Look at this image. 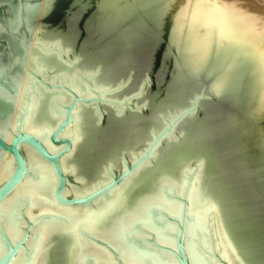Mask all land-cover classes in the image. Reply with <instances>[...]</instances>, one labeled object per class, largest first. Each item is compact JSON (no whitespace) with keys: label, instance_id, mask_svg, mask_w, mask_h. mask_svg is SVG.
I'll return each mask as SVG.
<instances>
[{"label":"bare ground","instance_id":"bare-ground-1","mask_svg":"<svg viewBox=\"0 0 264 264\" xmlns=\"http://www.w3.org/2000/svg\"><path fill=\"white\" fill-rule=\"evenodd\" d=\"M55 4H51V13L47 14L66 16ZM174 4L177 8L176 18L184 22L190 31H195L201 37L216 35L221 38L223 47H239L246 53V62L252 64L259 73H264V0H172L168 5ZM164 9L161 8L158 12L164 14L167 11ZM158 12L149 11L150 15L142 13L137 16V21L148 20L150 23L151 18L154 19ZM39 16L44 14L41 12ZM105 48L114 47L110 44ZM26 50L22 58L25 69L29 68L31 59L29 49ZM33 63L36 68L39 67L34 59ZM127 63L120 64L117 61V65L114 64L111 68L112 72L123 70ZM167 76L172 87L178 86L175 88L177 90H173L174 93L170 86L167 87L169 98L173 103L179 102L189 92L188 81L184 79L179 82L174 76ZM83 80L84 84L87 81L94 88H98L87 78ZM53 89L58 90L57 87ZM245 89L248 90L249 87ZM245 89H237L240 99ZM38 90L35 80L20 79L18 76L0 78V96L12 103V112L0 123V138L8 144L15 133L21 130L38 138L47 151L54 153L62 149L63 145L51 141V129L33 122L42 99ZM63 90L64 88L58 90L59 94L51 98L49 106V111L57 120L64 118L66 105ZM263 100L264 97L261 102ZM116 103L118 112H122L124 106L129 105L128 100ZM100 105L101 103H94L99 118L103 115ZM80 111L81 109L75 108L71 112L72 123L58 138H67L72 144L76 143L79 139ZM150 120L152 117L148 115L142 120L129 122L122 134L132 140L141 139L144 135L143 124ZM224 122L225 125L211 121L199 129L203 140L220 141L218 178L228 189L235 188L240 191L238 193L250 197L259 207H264V162L254 156L256 160L252 164L247 160L240 166L236 164L237 159L242 157L236 142L241 140L237 129L245 127L249 132L248 135L242 133L244 139H247L243 141V153L246 155L244 159L251 158L246 153L247 149L256 152L259 150L258 145L264 149V140L253 132L248 118L239 122L226 119ZM250 138L253 140L251 148L248 142ZM20 149L26 161L27 173L19 185L0 202L1 264H44V246L50 233H64L72 239L69 249L70 264H110L113 261L112 254L115 261L121 264H182V256L178 250L180 241H183L182 248L191 264H243L221 226L216 208L203 195L198 183V165L185 169L197 174V182L192 181L183 200L179 201L180 191L169 185L179 183L162 181L154 185L150 194H145L134 204H130L123 193L133 178L131 175L138 173L144 163L151 162L152 154L145 155L147 149L143 154L134 156L133 160H141L142 163L131 174L121 178L114 189L84 205H63L53 195L58 178L52 165L43 161L28 144H22ZM70 155L71 151L60 160L65 177L61 196L66 199L76 198L73 196L78 195L77 192L81 189L80 180L75 178L74 168L66 166L67 157ZM129 162L130 160H124L123 168H130ZM14 166L13 157L0 149V184L11 175ZM105 175L113 178L111 168L106 170ZM196 186L198 201L194 192ZM151 241L164 248H174L176 258L165 250L154 247Z\"/></svg>","mask_w":264,"mask_h":264},{"label":"water","instance_id":"water-1","mask_svg":"<svg viewBox=\"0 0 264 264\" xmlns=\"http://www.w3.org/2000/svg\"><path fill=\"white\" fill-rule=\"evenodd\" d=\"M78 1V5L86 6L88 9L94 5L93 0ZM46 11L51 13V6L47 7ZM54 16L48 14L41 16L35 20V24L47 27L46 24L54 25L58 22L68 30L69 23L62 19L59 21ZM75 29H72V32L67 31L70 35L64 37L68 46L66 54L69 59L71 54H73L71 57L74 58L71 69L75 68L74 70L78 73L81 72V81L87 78L94 86L105 91L106 95L121 99L120 103L128 100L129 105L124 106L122 112H118L116 102L119 101L101 102L97 99H87L84 94L77 96L64 88V102L68 96L70 101L66 104L64 118L57 120L49 111V106L51 98L59 94V91L57 89H54L57 90L56 92L40 90L42 99L33 122L38 126L43 125L51 129V141L55 144H62L63 148L51 153L46 150L38 138L21 130L15 133L8 144L0 138V149L10 154L15 164L11 175L0 184V202L19 185L27 173L26 161L20 149L22 144L31 146L43 161L52 165L58 178L53 195L55 200L63 205L89 203L115 185L121 178L131 174L132 170L142 163L141 160H138L133 168L120 174L112 183L91 195L66 199L61 196L65 177L61 170L60 160L69 151H71V155L73 154L71 163L75 170V176L80 180V187L85 189L92 188L98 182L106 180V170L111 168L116 173L122 169L124 160H132L135 155L148 149L145 155L152 154L151 162L144 163L138 173L131 175L133 178L128 189L123 193L127 202L134 204L141 196L150 194L154 185L162 181L177 182V172L179 168L181 170V164H184L182 167L186 166L187 169L198 165V183L203 195L216 208L221 226L238 257L243 264H264V235L259 233L261 227L257 224V220L250 219L246 208L238 205L240 202L238 198L240 193L238 192L240 191L235 188L228 189L227 185L218 178L219 151L217 142L201 138L199 129L212 120L208 110L211 102L208 101L205 93L194 90L184 94L179 102H165L154 96L155 93L151 94L153 78L150 74L142 75L130 68L112 72L111 68L115 61H112L113 58L106 52V48L96 46V42L87 38L81 28ZM75 37H81L82 44H77L74 40ZM170 59L172 62L171 57ZM166 60L170 62L169 58ZM61 62L60 64H50L45 60L39 61L41 66L46 67L43 72H47L50 77L59 80L64 78L76 83L75 79V81L69 79L68 72L65 71L70 67H66L64 71H60V74L54 75L57 70L52 68L63 70L61 65L64 63ZM94 103H101L100 109L103 115L100 118L96 113ZM75 108L81 109L78 121L79 139L75 144H72L69 139L58 138V136L71 125L73 120L71 112ZM213 108L221 111L215 104H213ZM10 112H12V103L0 96V119L5 118ZM148 115H151L152 120L143 124L144 135L141 139L132 140L122 134L129 122L142 120ZM238 116V118H230V120L239 122V120L247 119L243 111L238 113ZM207 118H209L208 122ZM180 122H182L183 128L180 137L172 142L164 141ZM150 144L152 145L150 146ZM212 144L216 148L215 154L211 150L213 148L210 147V145L214 146ZM50 241H54V243L50 250L46 249L44 264H70L69 249L72 243L70 236L64 233H50L47 243ZM182 242L180 241L178 247L182 256V264H191L182 248Z\"/></svg>","mask_w":264,"mask_h":264},{"label":"rangeland","instance_id":"rangeland-1","mask_svg":"<svg viewBox=\"0 0 264 264\" xmlns=\"http://www.w3.org/2000/svg\"><path fill=\"white\" fill-rule=\"evenodd\" d=\"M93 1V7L88 9L86 6L78 5V0H0V78L2 76L14 78L18 76L20 79L35 80L39 88L38 91L46 92L48 89L51 92H56L57 90L53 88L57 87L59 91L61 88H65L74 92L77 96H81L83 93L87 99L97 98L98 100L122 101L109 95L104 96L103 90L94 88L87 81L84 84L81 81V72L78 73L74 70L75 68L71 69L74 58L71 57L73 54L69 55L70 59L66 54V47L68 46L64 41L66 39L64 37L70 35L67 31L72 32V29L81 28L87 38L89 37L90 40L95 41L96 46L99 48L110 44L114 47L113 49H105L111 58H113L112 61L116 62L114 64L117 65V61L120 64L127 61L128 63L124 68H130L142 75L146 73L150 74L153 78L150 89L152 95L155 93L154 96L161 98L165 102L173 103V100L169 98L168 94L170 93L167 87L170 86L171 92L174 93L175 91L173 92V90L178 86L173 85L172 87V84L170 85L168 82L167 75L174 76L176 81L179 82L187 79L188 87H190L188 93L194 90L202 91L209 99L208 101L211 102V105L208 107L212 117L211 121L224 125L226 119L238 118V113H242L243 111L252 123L253 132L261 140H264V100L261 102L264 97V94H262L264 92V73H259L253 68L252 64L246 62V53H243L239 47H223L220 42L221 38H218L216 35L211 34L201 37L195 31H190L184 22L178 21L176 18L178 16L176 4L173 5L174 7L168 5L172 0ZM54 3L66 13V16H51H54L59 21L61 19L65 20L72 28L69 27L67 30V28L65 29L58 22L54 25L46 24L47 27L36 26L35 20L40 18V13L42 12V14L46 15L48 13L46 8ZM163 7L166 8L164 9ZM161 8L162 10L167 9V11L164 14L158 12ZM149 11L158 12L159 14L156 13L158 15L155 14V18H151L150 23L148 20L137 21L138 15L142 13L149 14ZM136 21L137 23L134 24ZM74 40L77 44H82L81 37H75ZM26 49H29L31 56L29 68L27 69L22 64V58L25 56ZM167 58H169L170 62L166 60ZM33 59L37 61L39 69L36 68L37 66H34ZM41 60H45L46 63L50 64H60L63 61L64 65H61L63 70L55 67L52 68L57 70L54 75H58L60 71H64L66 67H70V69L65 71L68 72L69 79H75L76 83L74 84L71 80L67 81L64 78L59 80L58 78L50 77L47 72H43L46 67L40 65L39 61ZM95 87L97 86L95 85ZM241 87L242 89L249 87L248 90L245 89L243 91L242 100L237 94V91ZM66 99L64 105L69 103L70 97L68 96ZM213 104L217 105L221 111L214 109ZM97 105L99 106V104ZM5 119L6 117L0 119V123ZM182 122L174 127L173 132L164 141L172 142L180 137L183 133ZM237 130L241 136V140H237L236 142H238V150L241 149V153H239L242 157L237 159L238 162L236 164L240 166L246 160L252 164L256 160L255 157L257 160H263L264 162V149H261L263 147L260 145H258L259 150L255 149V151L257 150L256 152L248 151L247 149L246 153H249L251 156V158L248 157L249 160L248 158H243L245 155L243 153L245 149L243 141L247 139H244L242 133L248 135L249 132L245 127L244 129L238 127ZM252 141L251 138L248 141L250 148L253 145ZM215 142H217L218 154L220 156V141ZM210 147L213 148L211 150L215 154V145H210ZM233 147L236 148L235 145ZM144 152H140L139 154L141 155ZM72 158L73 154L67 157V167H72ZM135 162L137 160H130V168ZM182 165L184 164H181V170L179 168L177 172L176 183L179 184H169L180 191L179 195L181 198L179 201L185 198L189 186L197 178V174H194V171L185 170L186 166L182 167ZM130 168L125 169L122 166V169H119L116 173L113 172L112 179L107 176L106 180L98 182L92 188L82 189L79 187L81 189L78 190V195L73 197H85L101 190ZM240 170L243 171L241 167ZM118 183L96 198L114 189ZM196 188L197 186L194 188L196 194L194 196L198 201L199 198L196 197H199V195ZM133 195L136 196L134 193ZM238 198L240 200L238 205L246 208L250 219L257 220V224L261 227L259 233L264 235V208L256 205L244 193L240 194ZM54 241L47 243L46 238L44 250H50ZM151 242L154 247L165 250L173 256L175 255L174 248H164L153 241ZM112 258L113 261L110 264H121L115 261L114 254H112Z\"/></svg>","mask_w":264,"mask_h":264}]
</instances>
